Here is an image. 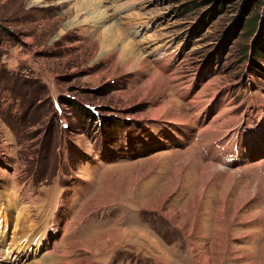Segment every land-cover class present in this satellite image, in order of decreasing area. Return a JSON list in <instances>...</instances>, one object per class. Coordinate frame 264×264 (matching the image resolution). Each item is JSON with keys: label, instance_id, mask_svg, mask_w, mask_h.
Segmentation results:
<instances>
[{"label": "rangeland", "instance_id": "rangeland-1", "mask_svg": "<svg viewBox=\"0 0 264 264\" xmlns=\"http://www.w3.org/2000/svg\"><path fill=\"white\" fill-rule=\"evenodd\" d=\"M89 1L0 0V264H264V217L239 196L264 164H232L243 177L211 178L199 196L193 164L175 172L181 152L207 153L161 132L139 95L164 55L169 112L192 122L183 88L201 93L203 114L225 98L227 130L260 163L264 0ZM127 42L148 66L121 67Z\"/></svg>", "mask_w": 264, "mask_h": 264}, {"label": "bare ground", "instance_id": "bare-ground-1", "mask_svg": "<svg viewBox=\"0 0 264 264\" xmlns=\"http://www.w3.org/2000/svg\"><path fill=\"white\" fill-rule=\"evenodd\" d=\"M88 6H92L95 10H98L100 4H98L96 0H90L88 2ZM111 31H112V26L109 28L108 32ZM108 32H106L108 34L107 38L113 42L114 39H111V36H113V34ZM128 43L129 42L124 43L121 48V65H122L121 67L125 69L126 68L130 69V68H139L143 66H148L149 62L146 61L143 56L138 54L135 51V49H133V47ZM113 44H115V42H113ZM116 50L117 48H115L114 51H111L108 55L112 54ZM163 56L159 57L157 60V63L162 65L160 68L161 72L159 71L153 72L151 77L148 78L145 81V83L142 84V87L139 89V93H140L139 95L142 97L140 100H146L150 103V106H152V113L150 116L151 117L150 120L158 121V123H160L161 125L160 128L162 129L161 132L166 131L168 135L171 134L175 138V140H173L174 143L181 141L180 142L181 145H189V148L199 144L201 146L200 149L204 150L202 152H206L207 153L206 155H208L204 157V153H203L204 158H202V160L200 161L199 159L194 157L190 153V151L181 152L180 154H182L183 157L182 159H180L178 163L175 175L178 176V174H180L182 171L181 169H183V167L186 166L188 162H191L193 164L192 168L195 167V169L199 172L198 173L199 185L197 187H198L199 196H201L205 191V189L207 188L208 182L211 178L214 177H216L217 179L224 178V182H225L224 187L226 186L227 188L230 184H232L231 181L237 180L238 177L237 175H241V177H243L242 174L235 173L236 169L233 171L230 170L232 164L240 165L241 170L242 169L247 170L248 167L255 168V166L257 167L258 164L259 165L262 163L264 164V159H262L264 158L263 156L258 159L261 161L260 163L255 164V162L251 161L250 159L251 153L249 152L250 149L252 150L253 148L249 145V140L247 139L248 136L246 134L243 136V138H241L242 141H244V144L243 143L242 144L245 147L243 148L242 146L239 147L237 145L238 142L235 139V135L229 132L230 130H227V127L232 120L228 121L225 119L227 116V112L229 110L226 109L227 104L225 103L226 102L225 98H222V100L218 101L217 98L214 96L213 99L209 101L208 104L209 111L203 114L200 112V108L206 101L203 99L201 93H193L192 90L191 92H189L183 88V90L181 89L180 93L178 92V94L183 99H185L186 107L190 105V110H192L191 114L192 117L193 116L196 117L195 120L194 117L192 122H190V120H187L186 119L187 114L184 113L183 109L177 110L176 112L174 111L169 112L168 106L172 105V103L170 102V104L165 105L164 103L161 102L160 97L161 94L164 93L167 89L166 82L169 83V81L173 80L172 71L174 69V66L169 61H164L165 59L163 60L164 58ZM212 114L213 115L216 114L215 117L209 118ZM175 128H178L177 131L175 130ZM158 133L160 132L158 131ZM182 140H185L186 142L182 143ZM166 143L169 144L168 141ZM192 143L193 145H191ZM242 152H244L243 155ZM238 170L240 169L238 168ZM260 172L264 176V171H260ZM248 179L246 185L242 187V189L240 190L241 194L239 196L241 198V203L243 202L245 203V201L247 200L248 201L253 200L254 201L253 204L257 208H259L255 210L256 211L255 216H258V218H263L264 217V178L259 176H256V178H254V174H253ZM173 187L174 186H172V188ZM100 199L98 198V200ZM97 204L100 206L101 203L97 201ZM223 208H224L223 206H220L218 209V213H219L218 221H221L220 218L222 219V216L224 217V215L226 214ZM167 216L171 221L178 224L177 221L178 216L175 210L169 212ZM220 230L221 228L218 227L217 234ZM124 235H125V231L120 230V232L118 233L115 232L111 233V235H108L106 238H103L102 241L103 243H107L109 242V240H111V238H117L120 236L123 237ZM2 236L3 235L0 234V239L2 238ZM1 254H3L2 260L7 259L6 256H4V251L3 252L1 251ZM196 259L199 262V264H207L210 259V255L206 254L204 258L199 260L196 257ZM9 262L10 264H12L11 260ZM54 264L57 263L54 262Z\"/></svg>", "mask_w": 264, "mask_h": 264}, {"label": "trees", "instance_id": "trees-1", "mask_svg": "<svg viewBox=\"0 0 264 264\" xmlns=\"http://www.w3.org/2000/svg\"><path fill=\"white\" fill-rule=\"evenodd\" d=\"M263 17H264V14H263ZM262 23L264 24V20H263ZM248 24H249V28H250V31H251L252 28H254V26H255V17L252 20L251 24L250 23H248ZM261 27H262V25H261ZM258 32H260V34L263 33L264 32V28L263 27L259 28ZM258 40L260 41V39H258ZM254 43H255V46H253V54H256L258 56H264V50H262V48L257 43V39L254 41ZM250 48H252V45H250Z\"/></svg>", "mask_w": 264, "mask_h": 264}]
</instances>
